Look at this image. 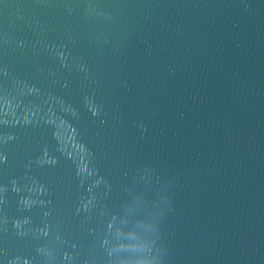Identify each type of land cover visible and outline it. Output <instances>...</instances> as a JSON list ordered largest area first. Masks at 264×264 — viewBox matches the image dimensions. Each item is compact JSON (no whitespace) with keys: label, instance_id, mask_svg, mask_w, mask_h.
<instances>
[{"label":"water","instance_id":"95a60500","mask_svg":"<svg viewBox=\"0 0 264 264\" xmlns=\"http://www.w3.org/2000/svg\"><path fill=\"white\" fill-rule=\"evenodd\" d=\"M0 264H264V0H0Z\"/></svg>","mask_w":264,"mask_h":264}]
</instances>
